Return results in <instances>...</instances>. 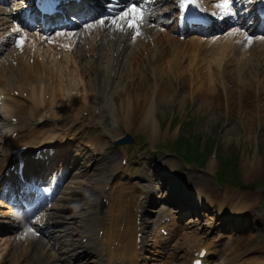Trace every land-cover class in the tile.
I'll list each match as a JSON object with an SVG mask.
<instances>
[{
    "label": "bare ground",
    "instance_id": "obj_1",
    "mask_svg": "<svg viewBox=\"0 0 264 264\" xmlns=\"http://www.w3.org/2000/svg\"><path fill=\"white\" fill-rule=\"evenodd\" d=\"M133 1L122 13H117L110 17H106L104 14L97 16L96 22L85 27L77 34L78 38H81L82 34L86 36L85 42L89 43L87 45L88 51L85 49V52L80 55V61H84L85 64V69L79 65L80 74L85 73L88 75L89 73L91 80L94 82L93 93L91 95L83 94V99L86 101V105L89 102L93 104L96 113L100 112V110H106L105 115H109L111 122L116 128L121 123L128 127L131 122L134 123L137 120L136 130L145 132L150 138L154 139L157 133V112L160 107L171 101L172 97L176 95L181 96L180 102L182 104L185 102L187 96L180 93L181 89L182 91L184 90L182 81L184 82L186 72L191 67L194 66L200 71L197 59L202 60V66L204 67V72H200L199 79L202 77L210 79H201V88H205L207 84L216 82V80L222 81L224 77L226 79L230 74L233 75L236 70L234 69L235 67H238L241 72L240 76L243 78L244 75V79H252V71L255 73V78H259L258 72L262 71V65L255 67L256 64H253V62H260L262 57H264V38L256 37L251 39L250 36L255 32L243 24L239 23L244 28L242 32L238 28L223 37L215 40L207 39L205 42L202 41V38L192 37L188 40L189 46H185V40L174 35L176 17H165L167 21L158 17L160 14L171 11L175 0H150L147 3H143V0H140L142 4H145L144 6L140 2L137 5ZM140 6L143 9L139 8ZM132 7L136 8L135 13L130 11ZM213 9L214 11L221 10L223 16L236 19V12L233 9L226 8L223 1L221 4L213 5ZM6 11L8 12L9 9ZM126 11L129 12L127 17L124 16ZM140 17H142V22L139 21ZM101 20L105 21L104 25L100 24ZM123 24H126V26L122 28ZM131 24H138V27H129ZM170 24L171 27L165 26ZM7 26L8 24L4 18L0 17V37H5L4 40H0V49H4L10 43L6 47L8 50L2 53L0 57V87L5 86L11 89L16 84L18 76L20 82L27 81V83H31L35 81L34 83H38L41 92L39 88L37 93L34 89L32 96L30 95L31 100L28 103L30 113H32L30 104L32 103L35 109L39 108L37 99L41 98L40 101L43 102L44 95L50 92L54 96H52L49 103H51V100L53 101L52 103H55L57 98L64 99L63 92L68 90V87L64 86L62 77L57 76L59 84L57 87L52 88L53 80H51V74H53L56 66L61 64L62 56L66 59L70 57L67 59L68 62L80 63L76 56L74 59L71 58L69 50H64L63 47L60 48V44L57 43L60 34L54 35L55 39L51 40L55 41L53 45L48 44V42L45 44L46 52L50 51L51 60L46 58V55L42 52L43 48L41 45L46 40L42 34L23 33L16 42L12 43L14 41V38L10 36L12 30H10V33H2ZM13 27L16 32H21L19 27L14 25ZM45 31L42 30V32ZM62 34L70 36L69 34ZM39 41L40 44L38 43ZM199 44L202 46L201 49L205 46L211 49L210 59H207L204 53V57L200 58V55L195 53V51L192 52L193 56L191 57L194 58L192 63L186 64L185 60L191 54L187 52V49L189 47L193 49L195 45ZM246 62H249L252 68L248 66L242 67V63L245 65ZM166 63L168 64L166 65ZM214 67L217 69H214ZM74 68L76 69V67ZM141 68H143L142 75H140ZM215 70H217L216 73ZM145 72L149 76L145 77ZM78 77L79 74L77 73L73 78L74 88L81 86L85 93H89L86 84L83 83L84 80L81 79V81L78 80V83L75 82ZM212 78H215V81ZM260 78L264 79V75ZM228 79L232 80L231 78ZM149 80L151 82L145 86L146 81ZM175 83L178 86H175ZM246 86L253 88V84L250 82ZM222 87H225L224 82H222ZM256 87L257 84H255ZM196 91L193 90L192 94L197 93ZM3 94L4 92H0V96ZM74 95L78 94L71 93L69 99L75 98ZM3 98V102L0 103V168L6 163L7 149L12 143L10 140L11 135L18 130L17 127H13L9 119L15 117L16 113L26 111L20 107L17 99H13L9 95H4ZM225 98L229 99V95H225ZM10 130H13V132L11 133ZM51 139L54 140V138ZM24 145L28 144L25 143ZM40 145L42 143L37 142L35 147ZM86 147L95 150L97 148L96 146L93 147V145L88 146V144H86ZM64 149L65 151L68 150L67 147H64ZM115 170L116 168L113 169L112 173ZM91 174L94 178L98 177L95 170H92ZM138 193H142L146 200L150 199L155 194L152 182L142 186ZM70 195L71 197L65 198L62 204L49 213L48 221L61 228L54 230L55 235L53 237L49 240L47 238L43 239L42 236L37 238L34 232L35 236L33 239L37 238L36 240L32 239V241L28 242L22 238V241L28 242L30 249L19 252L16 254V258L12 252H7L5 254L7 257L3 255L0 264H25L20 263L25 256L31 257L32 264H76L73 257L80 250L87 256L83 258L84 262L79 264H119L120 260L126 261L125 264H164L160 262L162 261L161 252H159L160 246L155 243L152 237L146 238L140 252L136 249L135 239L134 243L130 240L124 243L120 241L122 222L124 219L129 220L128 211L123 209L125 196L121 195L119 197L120 201L111 204L108 213L103 215V207L97 201L98 192L96 187L92 186L88 191L74 189ZM196 196L199 201H201L199 197H205L203 192H196ZM72 200L75 201L73 204L71 203ZM138 202L140 205L143 204V201ZM207 202L211 204L208 198ZM221 210V208H218L219 212ZM99 216L109 218L114 224L116 223L117 230L115 225L110 226L107 224L108 231L115 232L113 233V238H115L116 242L105 237L99 242L89 241L87 246L83 245L81 243L82 239L78 238L81 233L87 237L94 236L93 234L91 235L89 230V227H92V223L84 224L82 222L83 218L88 217L92 221ZM237 220L240 221L238 217ZM148 229L147 226L146 230ZM126 231L130 236H134V228L131 221L128 222ZM117 241H120V249L117 247L119 246ZM186 243H192V240L183 239L178 244L174 257L179 252V248ZM43 245L45 246L44 248H42ZM91 250L93 252H89ZM106 250H108L107 261L104 260V252ZM174 257L172 256V259ZM176 261L182 263L181 258L179 260L173 259L174 263Z\"/></svg>",
    "mask_w": 264,
    "mask_h": 264
},
{
    "label": "rangeland",
    "instance_id": "obj_2",
    "mask_svg": "<svg viewBox=\"0 0 264 264\" xmlns=\"http://www.w3.org/2000/svg\"><path fill=\"white\" fill-rule=\"evenodd\" d=\"M188 43L189 41L187 40L185 46H187ZM88 44L89 43L87 42H82V45L73 48L74 52L72 53L71 58L74 59L76 56L80 64H72V61L68 62L67 59L62 56L61 64L56 66L53 74H51L54 82L55 80L58 81L56 79L58 78L57 76H61L64 86L68 87L69 93H77L78 95L74 96H77L76 98L80 99L78 101L79 104L81 106L83 104L85 105H83L81 108H86L91 112L90 118H82L80 121L81 128L83 129H86L87 126L93 127L92 124L94 123L95 127L99 128V125H97L98 122H96L97 119L95 115H93L95 112L91 109L90 103L86 106V103L83 100V94L91 95L94 88V82L91 80L89 73L88 75L85 73L80 74V66L85 69L84 61H80V55L85 52V49L88 51ZM74 46H76V44H74ZM41 47L43 48L42 52L46 55V58L51 59L50 51L46 52L47 49L43 47V45H41ZM201 47L202 46L199 44L195 45L193 49L190 47L187 49V52L191 54L190 57L185 60L186 64L192 63L194 58L191 56H193L192 52L195 51V53L200 55V58L207 54L206 56L208 59H210L211 53L204 52L205 47L202 49ZM197 61H199L198 63L200 71L194 66L191 67L186 72L184 82L182 81V88L184 90L182 91L181 89L180 93L187 96L185 102L182 104L180 102L181 96L176 95L171 99V101L160 107V110L157 112L158 120L164 123L163 125L161 123L163 130L160 132V138L149 140L146 134L134 132L132 129L131 130L133 133H135L134 135L142 139V141L147 146H151L152 144H158L157 147L160 145H174V142L177 141L179 135L181 137H185V139H187L189 135L194 136V139L201 137L203 150H207L209 143L214 141L215 150L213 152H216L217 156L215 158L216 162L212 163V176L209 177L210 181H208V186L210 187L212 194L216 196L215 198L223 196L212 185L214 181L220 177V161L224 158L228 159L231 156L228 160L232 159L234 164L233 167L236 168V172L241 184L230 182L228 181L227 177L222 176L223 180L221 181L219 179L221 184L218 185H220L222 188H225V190H229V194L231 195L237 193L241 197L244 195H250L251 197L249 196L250 198H248L250 206H256V203L264 205V186L260 185L264 184V79L260 78L262 74H264V62L256 63V66L262 65V71L258 72V76L260 75L259 78H255V73L251 74L252 79L241 78L242 76H240V71L236 70L233 75H228L229 77L226 79L224 77L222 81L216 80V82L207 84L205 88H201V79L208 80L209 78L202 77L199 79L201 73L204 72V67L202 66L203 63L201 59H197ZM167 64L168 63H166V65ZM74 67H76L77 71ZM248 67L252 68V65ZM142 71L143 68H141L140 75H142ZM216 71L217 70H215V73ZM77 73L79 74V77L78 79H75V82L78 83V80H84L83 83L86 84L88 89L87 91L89 93H85L81 86L79 88H74L75 84L73 78ZM144 74L145 77L149 76L147 75V72ZM28 76L30 75L28 74ZM18 78L16 80H18ZM228 78H231L232 80H229ZM54 82L53 87L55 84ZM149 82L151 81H146L145 86H147ZM222 82L225 83L224 88L222 87ZM249 82L253 84V88L246 86L247 83L249 84ZM22 83L25 85L29 84L27 81H23ZM255 84H257L256 88ZM176 85L177 83H175V86ZM89 89L91 90L89 91ZM193 90H195L197 93L192 94ZM66 93L67 92H64V94ZM227 93H230L229 99L224 98ZM55 108L58 111H60V108L64 109L61 107V102L57 103ZM73 108L72 111L75 115H77ZM102 113L104 115L106 111L103 110ZM39 114H42V112ZM172 114H175V116L178 117V121L176 120L175 123H172V129L170 130L169 125H171V120L169 119V116ZM36 115H38V113H36L34 116ZM68 115L73 117L72 112H70ZM69 121H71V119L65 120L63 125L69 127ZM104 121L114 134V131L111 129L110 118L105 116ZM134 124L136 125L137 123L135 122ZM120 128L122 131H125L126 129L122 125ZM216 154H214V156ZM177 163L181 165L179 161H177ZM210 163L211 157L207 158L205 163H203L205 164L203 168L206 172L209 170ZM183 166L185 167V165ZM191 166H189V168ZM229 176L233 175L229 174ZM241 186L245 189L241 188ZM246 191L249 193L246 194ZM4 247L0 248V254L5 252L6 249Z\"/></svg>",
    "mask_w": 264,
    "mask_h": 264
},
{
    "label": "snow or ice",
    "instance_id": "obj_3",
    "mask_svg": "<svg viewBox=\"0 0 264 264\" xmlns=\"http://www.w3.org/2000/svg\"><path fill=\"white\" fill-rule=\"evenodd\" d=\"M110 10H111V9H110ZM130 11H131L132 13H135V12H136V8H135V7H132V8L130 9ZM128 15H129V12H127V11L124 12V16H125V17H127ZM139 21L142 22V17L139 18ZM104 23H105L104 20H101V21H100V24H101V25H104ZM113 23H115V21H113ZM129 27H138V24H131V25H129Z\"/></svg>",
    "mask_w": 264,
    "mask_h": 264
}]
</instances>
